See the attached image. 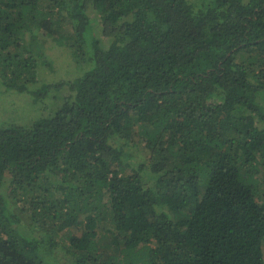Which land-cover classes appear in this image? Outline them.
I'll return each instance as SVG.
<instances>
[{"label": "trees", "instance_id": "16d2710c", "mask_svg": "<svg viewBox=\"0 0 264 264\" xmlns=\"http://www.w3.org/2000/svg\"><path fill=\"white\" fill-rule=\"evenodd\" d=\"M42 38L84 70L0 123L28 204L0 188V264H264V0H0V88L30 103L64 85Z\"/></svg>", "mask_w": 264, "mask_h": 264}, {"label": "rangeland", "instance_id": "374dc122", "mask_svg": "<svg viewBox=\"0 0 264 264\" xmlns=\"http://www.w3.org/2000/svg\"><path fill=\"white\" fill-rule=\"evenodd\" d=\"M89 12L91 20L99 28L97 25L98 19H96L97 16L94 14L93 9L89 8ZM40 45L43 49L44 58L50 61V66L40 73V79L48 82L64 81V85L53 97H47L31 103L28 102L27 95L24 93H17L11 90L4 91L3 88H0L1 124L4 122L29 126L36 118L51 114L62 103L63 96L67 94L65 81L74 79L84 70L83 65L75 62L76 60L71 54L72 49L70 47L59 44L53 38L40 39ZM259 125L264 127V121L259 122ZM112 139L111 143L126 141L129 151L134 155L136 161L143 159L148 153L136 132H132L129 137L113 135ZM0 188L8 194L10 206L14 211L22 214L27 213L28 204L23 200V197L19 198L15 192L11 191L9 176H6ZM61 264L65 263L61 261Z\"/></svg>", "mask_w": 264, "mask_h": 264}]
</instances>
